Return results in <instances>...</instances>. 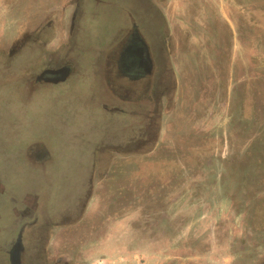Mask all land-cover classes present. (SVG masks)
I'll return each instance as SVG.
<instances>
[{"label":"rangeland","instance_id":"1","mask_svg":"<svg viewBox=\"0 0 264 264\" xmlns=\"http://www.w3.org/2000/svg\"><path fill=\"white\" fill-rule=\"evenodd\" d=\"M163 1L169 31L182 39L176 55L157 66L154 35L150 47L141 34L149 37L136 10L141 2L81 0L72 44H65L66 2L26 1L21 13L13 0H0V51L40 21L49 48L3 65L0 53V126L15 124L17 139L16 148H0L11 163L48 167L38 178L32 166L11 173L9 192L20 198L40 189L41 207L63 205L76 220L38 226L27 216L13 226L6 214L0 264H10L23 220L30 222L22 248H43L59 264H264V0ZM132 15L146 46V88L155 101L169 95L156 112L151 107L152 124H144L135 96L128 103L117 96L128 84L113 72L106 81L127 27L136 25ZM45 65H68L85 76L51 87L26 76ZM162 65L167 79L151 78ZM107 104L139 109L133 118H108ZM29 136L40 146L27 152Z\"/></svg>","mask_w":264,"mask_h":264},{"label":"flooded vegetation","instance_id":"2","mask_svg":"<svg viewBox=\"0 0 264 264\" xmlns=\"http://www.w3.org/2000/svg\"><path fill=\"white\" fill-rule=\"evenodd\" d=\"M14 4L17 7V11L19 10L21 13L24 10V7L22 5L23 2L26 1H32L35 2L37 5V2L39 0H13ZM53 3L56 2L59 6H61V2H65L66 0H52ZM70 2L72 6V11L69 15L68 19V28H67V33L64 35L65 40H61V42L67 44L69 41H71L72 44V35L74 32L75 24L77 21V13H78V8L80 7L79 2L81 0H67ZM91 1V0H88ZM137 2H141L137 7L136 10H138L141 14V20L145 26L149 29V37L146 36V34L141 33L145 39V41L149 44L150 46V37H151V32L152 35H154V38L157 43V54L155 55V61L158 62L157 66L159 65L160 62L168 60L172 56L176 55V47L178 45V42L182 39L181 34H179L177 31H169L168 24L166 23V12L163 11L162 7V2L164 4L163 0H136ZM66 8V7H65ZM65 8L61 6L60 11L63 12V15L65 13ZM77 9V10H76ZM171 12H167V14H170ZM133 16V15H132ZM61 18V16L59 15ZM134 17V16H133ZM48 18V17H47ZM135 19V17H134ZM138 18L136 17L135 23L138 29L141 30L142 28L141 25L139 24ZM61 23V19L58 21ZM55 21L50 20L46 22L47 27L53 28L54 27ZM130 24L129 27H127L128 30H126V38L125 42L122 43L120 46L119 50L116 51L118 54V57L115 60L113 70L111 71L110 68H107L106 70V81L111 82V74L113 72L114 75V80L121 81L125 84H128L129 87L123 88V89H118L117 88V96L123 103H128V102H133L132 97H136V102L141 103V109L143 112V121L145 122L144 124H152L154 121L150 120L149 118H156V113L155 115H151L153 113L151 111V107H154L156 112V107H160L164 103V100L166 99V94H160L159 95V101H155V98L157 97L155 95H152V92L150 89L146 88L147 84V76L150 74L147 70V60L146 59V51H145V44L144 41L140 38V36L135 32V26H133V29H131ZM33 27V28H32ZM60 28V27H57ZM31 29L32 32H30L29 35L22 34L19 39L17 40V43L14 44L12 47H10V50L5 52V51H0L2 54L1 58V64H5V62H13L18 61L22 57H27L31 55V52L34 50L35 52L37 51H44V53L48 54L49 53V48L48 51H45L46 43L42 39V34H44L46 26L44 27L43 22H33L31 24ZM132 31V32H131ZM48 36V33L45 35V37ZM62 39V37H61ZM59 41V40H58ZM144 46V47H143ZM171 46V47H170ZM48 47V46H47ZM151 47V46H150ZM1 49V48H0ZM3 49V48H2ZM5 49V48H4ZM174 49V51H172ZM173 53H172V52ZM60 68H64L65 70L60 72V73H53L47 76H41V73L46 70H57ZM162 70V71H161ZM161 70L159 72H154L152 77L156 76L159 77V80H165L167 79V75L165 72V65L161 66ZM40 71V72H39ZM37 73L32 74L28 73L26 76L33 77L31 80L35 79L37 80L35 83L40 84H46L48 82H54L58 80L59 78L67 75V71L69 69L63 66H47L45 65L42 69H40ZM42 71V72H41ZM71 74V72H70ZM69 74V75H70ZM4 77H9L10 80L15 78V74H9L7 73ZM39 80H38V79ZM44 78L49 81H44ZM4 81V78L2 79ZM46 82V83H45ZM134 83L137 84L134 88ZM146 83V84H145ZM132 84V86H131ZM131 86V87H130ZM138 86V87H137ZM137 87V88H136ZM154 98V99H153ZM168 99H166V102ZM157 102V103H156ZM156 103V104H155ZM160 105H159V104ZM131 106V107H130ZM136 107L139 109V106L137 105H129L130 111L128 112L127 117L128 118H133L134 114L136 113V110L133 109ZM70 212V211H69ZM62 225L66 224H71L72 222L75 221H70L68 217H62L61 219ZM37 232V231H36ZM42 234V233H41ZM40 234V239L41 238ZM37 248L33 247H28V250H24V248L21 249L20 252V264H28L30 262L31 264H35L40 262L41 264H59V258H50L49 255L46 253L47 250H44L43 248ZM24 253V254H23ZM38 257V260H37ZM79 262V261H78ZM77 260L75 261L74 264H78ZM69 264V263H65ZM73 264V263H71Z\"/></svg>","mask_w":264,"mask_h":264},{"label":"crops","instance_id":"3","mask_svg":"<svg viewBox=\"0 0 264 264\" xmlns=\"http://www.w3.org/2000/svg\"><path fill=\"white\" fill-rule=\"evenodd\" d=\"M65 2L66 3L64 5V7L67 8V14L69 16L71 11H72V6H71L69 1L66 0ZM79 5H80V2H79ZM133 26H134V24H133ZM133 26L131 25V29H133ZM135 28H137L136 25H135ZM65 67H66V69L68 68L69 71H67V75H65V77L63 76L64 77L63 80H59L58 79L55 82H48V83L45 82L46 83L45 85H47V87L48 86L49 87L57 86V84H59L60 82H66V80H68L71 77H75L77 80H80V79H82V78H80L81 76H85V75H83L81 73L72 71V69L68 65H66ZM70 72H71V74H70ZM78 74H80V76H78ZM86 77H88V76H86ZM90 80L91 79H89V81ZM92 80L95 81L94 77L92 78ZM92 80H91V82H93ZM98 103H99V105L101 104L100 102H98ZM108 106H109L108 108L111 110L109 115L104 113L108 118H110L112 116H116V115H121L124 118H128L127 115H128V112L130 111V108H123V107L110 106V105H108ZM104 107H107V106H104ZM102 123L103 124H107L106 122H102ZM6 125L7 126H5V125L4 126H0V135H4L6 133L4 131V129L5 128H9V130H10V131H8V133L10 134L9 143L6 142L5 137L1 136L0 137V146H12V147L16 148L17 147V139L15 137H13V132H15L13 130L16 129V125L15 124H6ZM43 125H46V124H43ZM66 129L67 128L63 125L62 130L66 131ZM33 139H34L33 137L29 136L27 139H25L23 141L24 146H25V150L27 152L29 151V149L30 150H36L37 146H40V142H38V143L36 142L35 143V141H37V140L34 141ZM99 152H101V151H99ZM2 153L3 152H2V147H1L0 148V160L2 162L4 170L1 172V167H0V231L2 230V228H1L2 224L1 223H2L3 219L5 218L6 214H10V215L13 216V219H14L13 226L18 225V223L22 220V218L27 217V216L36 217V219L40 221L38 226H41L42 224H48V223L50 224V222H52L51 225L56 224L54 222H57V224H60L61 223L60 219L62 217H64L63 213H65V212L67 214V217L69 218V216H68L69 215V208L64 207L63 205L60 206L62 209L59 208V207L56 208L55 206H54V208H52L50 206L51 208L48 209L47 205H46L47 207H45V208L41 207L40 204L42 205L43 203L41 201L37 202L38 194H39L40 189H38L36 192L27 191V192H25L24 196L21 195L22 197H20V198H19L18 195H11L10 192H9V186H8V185H10L8 183V180H9V178L11 176V173L15 172L18 169L25 168V166H28L29 168H31L33 163H31V161H29V163L26 164V165H22L21 163H19V164L15 163L14 164L13 162L11 163L7 159V157H6L7 154H4V153L2 154ZM45 156L50 160V156H49L48 153H45ZM36 165L37 164H34V166H32V167H36V168H32V169L35 170V172H37V174H36L37 178H38V176L39 177L44 176V173L47 172V170H48L47 165L44 164L41 167L40 166H36ZM92 175L94 176V173H92ZM88 190H90V189H88ZM60 196L62 198H64L63 195H60ZM43 198L44 197L40 198V200H43ZM44 209H45V212H44ZM51 215H52V217H51L52 220L51 221H47L45 216H51ZM56 219H58V221H55ZM22 222H21L20 226L23 225V227L20 228L16 240L18 239V237H20V239H21L22 229L26 225H29L30 221L29 222H23V223ZM37 227L30 234L29 238L36 237V235H37L36 231L38 229ZM14 244H12V246L9 249V251L11 250V248L13 247ZM21 244H22V242H21ZM9 251H8V259H9Z\"/></svg>","mask_w":264,"mask_h":264},{"label":"water","instance_id":"4","mask_svg":"<svg viewBox=\"0 0 264 264\" xmlns=\"http://www.w3.org/2000/svg\"><path fill=\"white\" fill-rule=\"evenodd\" d=\"M135 32L140 36V38L143 40V38L141 37L140 33L138 32V29L136 28L135 29ZM144 41V40H143ZM145 44V42H144ZM144 47V46H143ZM146 60V59H145ZM65 69L64 68H60V69H57V70H46V71H43L41 73V76H47V75H50V74H53V73H60L62 71H64ZM65 77V76H64ZM64 77L62 78H59V80H63ZM38 79V78H37ZM39 80V79H38ZM44 81H49V80H46V78H44ZM55 82V81H54ZM21 249H22V244H21V239L20 237H18V239L16 240L15 244L13 245V247L11 248V250L9 251V263L10 264H20V252H21Z\"/></svg>","mask_w":264,"mask_h":264}]
</instances>
